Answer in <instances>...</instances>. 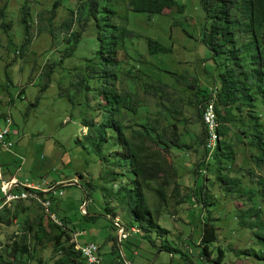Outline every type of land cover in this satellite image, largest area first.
Instances as JSON below:
<instances>
[{"label": "rangeland", "instance_id": "374dc122", "mask_svg": "<svg viewBox=\"0 0 264 264\" xmlns=\"http://www.w3.org/2000/svg\"><path fill=\"white\" fill-rule=\"evenodd\" d=\"M27 1L29 42L20 48L24 37L18 9L23 0H0V7H4L0 23L9 24L5 30L0 25V126L9 118L10 131L4 140L11 142L8 147L0 144V175L4 180L9 176L16 180L12 193L18 194L23 186H34L35 195L36 191L44 190L42 197L48 198L54 217L49 216L38 197L13 199L0 205V218H9L8 223L0 221V249L5 245L8 248L12 240L19 241L25 234L28 257L20 255L24 264H53L60 252H52V244L43 236L39 237V242H35L33 236L36 227L48 232L46 224L52 218L61 224L64 220L67 226L64 231L69 240L62 237L63 245L74 242L73 232H80L76 235L77 243L93 241L105 264H264L245 253L248 249L263 250L254 232L260 221L264 222V204L258 202V197L248 200L247 190L255 186L249 178L264 176V161L257 167L250 160L251 149L234 139L235 127L219 135V139L224 140L222 145L227 146L223 151H231V156L220 157L219 163L207 159L210 170L199 169L200 174L208 177L203 180L202 190L204 196L210 198L209 204L183 199L190 192L203 141L196 145L195 154L184 148L168 147L163 154L174 176L169 171L155 172L152 178L141 181L146 204L158 210L154 221L167 230V234L160 237L154 231L143 237L136 223L128 225L130 219L120 201L123 190H115L119 186L133 188L135 176L127 166L128 158H119V164L115 163L120 148L111 146L108 139L101 147L103 161L89 147L82 148L86 141L82 120L91 118L99 123L107 117L103 90L111 82L103 76L110 74H114L116 91H127L131 94L129 100L134 103V111L119 107L113 114L124 126L125 135H130L129 127L134 128L140 121L153 123L154 116L158 115V128L164 126L169 130V125L175 124L182 142L194 139L200 122L196 121L199 105L195 104L193 94L197 90L207 93L218 87L217 65L211 57L209 59L199 40L205 19L198 0H175L182 5L180 12L175 7L162 8L160 14L150 18L131 11L126 0H98V10L110 8L115 13L112 20L132 30L131 36L118 41L113 66H105L96 54L99 43L93 21H88L72 51H67L64 39L68 31H63L60 24L69 8L76 9L75 0ZM53 1H57V5L50 33L45 16ZM81 3L83 10L86 0ZM116 15L119 18H115ZM102 34H108V30ZM145 37L169 46L170 52L149 55ZM142 84L146 87L142 88ZM152 86L162 88L169 99ZM213 92L215 94L216 90ZM172 106L176 112L168 113L166 109ZM260 113L264 124V109ZM132 135L130 141L137 142ZM150 135L152 141H146L144 147L163 150V145L156 142L159 135L156 137L152 132ZM106 171H111L113 176ZM175 176L180 180L175 197L181 200L178 204L171 194ZM227 178L241 183L233 186V182L221 180ZM157 192L164 196L161 202ZM257 204L260 208L257 217L252 213L240 217V211L256 208ZM105 208L112 213L106 215ZM110 216L113 221L109 220ZM240 218L244 224L239 223ZM204 220L216 227V240L207 245L206 254L198 244ZM27 223H31L29 231H25ZM121 224L127 226V237L117 240V227ZM130 226L137 231L128 230ZM109 235H114L116 241L112 251L114 241L108 240ZM161 244L164 247H160ZM216 247L223 250L219 263L215 262ZM79 264L86 262L82 259Z\"/></svg>", "mask_w": 264, "mask_h": 264}, {"label": "trees", "instance_id": "16d2710c", "mask_svg": "<svg viewBox=\"0 0 264 264\" xmlns=\"http://www.w3.org/2000/svg\"><path fill=\"white\" fill-rule=\"evenodd\" d=\"M76 2V9L69 8L67 10V17L60 24V28L63 31H68V36L64 39L67 51H72L75 45L74 42L82 34L81 32L84 30L88 21H93L96 28L95 38L99 43L96 54L105 66L115 65L116 60L114 57L117 51L118 41H123L128 36H131L132 30L127 28L125 24L113 21L112 19L115 13L110 8L104 7L98 10L96 7L98 0H86V6L83 10L81 0H75ZM198 2L205 19V23L199 33V40L207 50L209 59L211 57L218 69L215 74L218 87H215L214 103L218 140L210 152V159L219 163L220 157L229 158L231 156V151H223L224 146H227L226 144L222 145L224 144V140L221 141L219 135L223 136L229 129L235 127L236 133L234 139L251 149L248 156L258 167L264 161V124L260 118V112L264 109V0H198ZM126 3L131 11L144 14L147 18L160 14L162 8L175 7L177 12H180L182 9V5L178 4L175 0H126ZM56 5L57 1H53L51 8L48 10V15L45 16L50 33H52V27L50 26L51 18L54 16ZM3 10L4 7H0V15H2ZM74 11L76 12L74 13ZM100 13L102 15H99ZM18 15V22L21 25L24 37L22 43L19 45L21 48L29 42V4L27 0H23L20 4ZM39 16L42 18L41 12H39ZM115 18H119V15H116ZM0 25L5 30L9 24L1 22ZM104 30H108V34H102ZM144 44L149 55L166 54L171 50L169 46H165L149 37L144 38ZM217 59H220V62ZM107 77L111 82L107 89L103 90L107 117L99 123L91 118L82 120L81 124L86 127V133L84 134L86 140L84 141L86 143H82V148L89 147L91 152L100 155L99 160L102 161L105 159V156L102 154L101 147L108 139H110L109 144L111 146H118L120 148V154L115 160V163L119 164V158H128L127 166L131 168L130 171L135 176L133 188L119 186L115 190V192L123 190L120 201L126 215L130 219L128 225L136 223L138 228L136 229L141 232L143 237H147L150 231H154L157 237L165 236L167 230L154 221V215L158 211L157 208L155 211L154 208L152 210L146 204L141 193V181L152 178L155 172L165 173L169 171L174 176V172L170 171V166L163 154V152H167L168 147L184 148L187 151L191 150L194 154L196 153V145H201L203 141L200 110L198 107L196 108V121L200 122V130L189 143L182 142L179 139L180 132L177 131L175 124H170L169 130L164 126L158 128V115L154 116L153 123L148 121L142 123L140 121L134 125V128L129 127L131 133L127 136L122 130L124 126H121V123L113 118V114L119 111V107L134 111V103L129 100L131 94L125 90L120 92L116 91V86L113 81L115 78L114 74L103 76L105 80ZM190 82L195 83L193 80ZM190 85L188 84L187 86L190 87ZM141 86L142 88L146 87L144 84ZM157 87L152 86L153 89L160 91L162 97L169 99L167 93L162 88ZM208 93L205 91L200 92L199 90L194 92L195 104L200 107L203 101L208 98ZM166 110L168 113L176 112L174 106ZM150 132L154 133L156 137L159 135L156 142L163 145V150H159L157 147H144L146 141H152ZM131 135L132 138L137 139V142L130 141ZM208 149L204 148L203 150L202 148L201 156L195 164L192 185L189 188L190 192L183 196V199L190 203L197 202V200H201L203 204L205 202L207 204L210 203L208 201L210 198L204 196L205 193L202 190L204 187L203 180L208 179V177L206 178V175L199 173L201 167L206 171L210 170V162L204 157ZM112 162L114 163V161ZM216 171L218 172V168H216ZM250 172L251 170H249ZM106 173L111 177L113 176L111 171H106ZM82 178L83 176L81 175ZM221 180L223 182H233V186L241 183L238 179L227 178L226 180ZM249 181L255 186L248 188L247 199L250 200L253 197H258V202L264 204V176L255 177L254 180L249 178ZM179 185L180 180L175 176L171 192L174 196H172L173 199L176 197L177 187ZM227 186L229 185L225 187ZM23 188L27 189L26 187ZM84 189L90 191L85 186ZM36 192L38 198L43 201H48L46 211L52 213L48 198L42 197V191ZM157 194L160 202L164 200V196L161 193L157 192ZM50 199L52 200V198ZM180 201V199H175L174 203L178 204ZM259 211L260 208L257 204L256 208L248 207L244 211H240V217L244 216L245 218L250 213L256 216ZM103 212L106 215H109L110 212L112 213L107 208L103 209ZM111 219L110 216L109 220ZM0 221L8 223L9 218H0ZM57 222L59 224L52 219L47 221L48 232L42 230L41 227H36L33 233L35 242H39V237L43 236L45 240L52 244V252H60V255L53 260V264H79L82 258L78 250L74 248V242L71 241L68 244H62V237L69 240V235L64 231V228L67 227L64 220L63 224L58 220ZM239 223L244 224V221L240 218ZM247 224L250 226L252 222L249 221ZM110 225L112 226V224ZM120 226L123 231H127V226H123V224ZM30 229L31 223H27L25 231H29ZM254 234L261 247H263V250L258 249L254 251L248 249L245 253L253 256L255 259L264 261L263 221H260L257 226V231ZM20 237L21 239L19 241L12 240L8 248L5 245V248L0 249V264H24L20 255L26 254L28 257V248L25 242V234H22ZM110 238L114 241V244L111 246L112 251L114 250L116 241L114 235H109L108 240ZM215 240L216 227L214 224L208 220L202 221L198 240L201 251L206 254L207 245ZM160 247L164 246L161 244ZM222 255L223 250L220 247H216V263L220 262Z\"/></svg>", "mask_w": 264, "mask_h": 264}, {"label": "built area", "instance_id": "2783aa9c", "mask_svg": "<svg viewBox=\"0 0 264 264\" xmlns=\"http://www.w3.org/2000/svg\"><path fill=\"white\" fill-rule=\"evenodd\" d=\"M215 90V89H213ZM213 90H209L208 93L209 96L206 100L203 101V103L200 105V121L202 124V127L204 129L203 134V150L204 148H209L207 154L204 156L205 159H210V152L212 151V148L216 145V142L218 140V135L216 132V114H215V94ZM10 120L9 118L4 119L3 126H0V144L8 147L11 145V142L8 140H4V137L8 135L10 128ZM16 185V180L12 177H10L8 180L1 179L0 176V205L6 204L7 202L13 200V199H23V198H37V196L33 193L34 186H23L27 189L23 188L19 191L18 194L11 192V187ZM21 187V186H20ZM49 189V188H47ZM33 190V191H32ZM44 191V190H41ZM40 200L41 204L44 207H47L48 201L47 200ZM49 213V212H48ZM49 216L52 218L54 215L52 213H49ZM51 218V219H52ZM54 222L59 224L55 219H52ZM129 230L131 232H136L137 230L134 227H130ZM117 240L123 239L126 237L127 233L122 230V227L118 225L117 227ZM80 232H73V240H74V248L78 250L81 258L86 262V264H105L103 260L100 258V256L97 254L98 248L97 245L93 241H86L81 244L76 242V235L78 236Z\"/></svg>", "mask_w": 264, "mask_h": 264}, {"label": "crops", "instance_id": "0c3cea01", "mask_svg": "<svg viewBox=\"0 0 264 264\" xmlns=\"http://www.w3.org/2000/svg\"><path fill=\"white\" fill-rule=\"evenodd\" d=\"M10 177H12V176H9L8 178H10ZM12 178H13V177H12ZM1 179H2V177H1ZM3 180H4V179H3ZM78 236H79V235H78ZM75 240H76V242H77V238H76ZM85 241H87V240H82L81 243H82V242H85Z\"/></svg>", "mask_w": 264, "mask_h": 264}, {"label": "water", "instance_id": "95a60500", "mask_svg": "<svg viewBox=\"0 0 264 264\" xmlns=\"http://www.w3.org/2000/svg\"><path fill=\"white\" fill-rule=\"evenodd\" d=\"M78 177L80 178L81 176L79 175Z\"/></svg>", "mask_w": 264, "mask_h": 264}, {"label": "bare ground", "instance_id": "6f19581e", "mask_svg": "<svg viewBox=\"0 0 264 264\" xmlns=\"http://www.w3.org/2000/svg\"><path fill=\"white\" fill-rule=\"evenodd\" d=\"M51 204V203H50Z\"/></svg>", "mask_w": 264, "mask_h": 264}, {"label": "clouds", "instance_id": "9594fccd", "mask_svg": "<svg viewBox=\"0 0 264 264\" xmlns=\"http://www.w3.org/2000/svg\"><path fill=\"white\" fill-rule=\"evenodd\" d=\"M209 92V91H208Z\"/></svg>", "mask_w": 264, "mask_h": 264}]
</instances>
